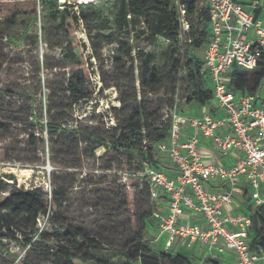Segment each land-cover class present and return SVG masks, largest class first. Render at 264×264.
<instances>
[{"label": "rangeland", "instance_id": "obj_1", "mask_svg": "<svg viewBox=\"0 0 264 264\" xmlns=\"http://www.w3.org/2000/svg\"><path fill=\"white\" fill-rule=\"evenodd\" d=\"M45 1L0 0V89L9 91L0 93V121L6 120V127L0 125V176L13 174L17 187L25 189L41 186L51 192L54 183L68 187L65 205L57 209L52 204L50 214L39 220L44 238L65 245L75 239L55 238V228L69 221L92 223L106 208L112 190L124 185L127 206L119 212L130 224L126 239L134 238L150 208L147 195L140 192L143 164L112 148L110 128L143 105L151 124L171 119L174 105L181 104L182 113L191 107L199 112L206 105L188 103L193 90L182 70L170 82L166 40L156 37L152 44L145 39L134 44L131 36L116 28L114 2L87 6V21L68 19L58 28L60 21L50 17ZM106 34H113L116 41L106 43ZM120 42L122 66L117 61ZM67 43L73 47V60L63 55ZM178 48L184 60L203 57L202 50L190 48L187 33L179 36ZM79 69L86 74L90 96L67 108V118L61 120L54 114L61 107L60 90L70 73ZM64 128L88 131L105 144L96 147L78 136L77 144L68 149L63 144ZM152 130L148 126L145 136ZM158 241L154 246L163 250L164 237ZM27 253L28 246L0 245V264H23ZM184 254L193 264H208L199 255ZM29 261L53 264L35 255Z\"/></svg>", "mask_w": 264, "mask_h": 264}, {"label": "trees", "instance_id": "obj_2", "mask_svg": "<svg viewBox=\"0 0 264 264\" xmlns=\"http://www.w3.org/2000/svg\"><path fill=\"white\" fill-rule=\"evenodd\" d=\"M114 3L117 6L114 24L120 32L131 36L134 44L140 43L143 39L152 44L156 37L163 38L169 43L168 78L170 82H175L177 72L183 71L193 90L188 103L196 101L201 105H212V79L203 65V60L195 56L184 60L178 48L182 32L188 34L189 46L193 51L203 50L206 46L210 27L209 11L204 1L184 0L188 30L183 29L175 0H120ZM45 4L50 8V17L54 20L59 19L58 28L64 27L68 19L75 23L80 22V19L83 21L89 19L85 7L80 9L78 17L76 13L67 9H59L57 0H47ZM141 23L144 27H140ZM104 37L106 43L116 41L113 34H106ZM122 48L123 43L120 42L117 50L119 66H122L120 58ZM63 55L72 60L75 58L70 43L64 48ZM228 78V86L235 93L256 94L264 81V50L255 70L247 71L234 64ZM0 93L9 91L0 89ZM60 94L61 107L55 108L54 114L65 120L68 115L67 108L90 96L85 72L81 69L71 72ZM170 104L174 105L173 99H170ZM175 106L177 110L182 108L181 104ZM146 111L147 105H143L111 127V146L128 154L133 163L142 161V169L146 160L151 167L160 169L164 162L157 145L168 137L171 119L151 124ZM0 125L6 127V120H1ZM150 125L153 126V130L146 137L144 131ZM64 133L63 144L68 149L77 144L78 136L96 143V147L105 144L102 138L95 137L88 131L64 128ZM142 179L143 188L140 192L147 195L150 208L148 214L141 217L140 227L134 238L126 239L130 224L123 222L124 216L119 212L127 206L125 198L127 189L123 185L112 190L107 196L106 208L97 214L92 223L78 224L69 221L64 227L55 228L53 233L55 238L64 239L70 236L75 239L65 245L44 238L39 220L41 216L50 214L52 204L57 209L65 205L68 200V187L54 183L51 192L41 186L25 189L22 186L17 187V179L13 174L0 176V245L13 242L28 246L23 264H32L29 261L32 255L53 264H193L182 252L159 250L154 246L153 240L158 223L152 215L153 205L148 184L146 179ZM245 213L252 219L249 228L250 248L253 252L264 255V206L251 205L249 211ZM120 226L124 228L121 230ZM206 262L222 264L219 260L209 258Z\"/></svg>", "mask_w": 264, "mask_h": 264}, {"label": "built area", "instance_id": "obj_3", "mask_svg": "<svg viewBox=\"0 0 264 264\" xmlns=\"http://www.w3.org/2000/svg\"><path fill=\"white\" fill-rule=\"evenodd\" d=\"M115 1L120 0H57V6L79 17L83 7ZM203 1L210 36L202 60L212 79L213 104L199 115L181 113L175 106L169 135L157 145L164 165L157 169L144 162L141 175L158 223L153 242L164 237V251L181 245L220 262L230 253L232 264H264V255L250 248L251 217L230 208L241 179L248 185V203L264 206V101L258 106L254 95L237 94L228 86L234 64L247 71L257 68L264 50V25L236 0ZM175 4L183 29L188 30L184 0ZM213 110L221 116L214 117ZM189 127L193 133L183 141L182 130ZM201 138L210 140L221 156L232 149L240 155L228 167L218 161L206 163ZM194 217L203 222L193 223Z\"/></svg>", "mask_w": 264, "mask_h": 264}, {"label": "crops", "instance_id": "obj_4", "mask_svg": "<svg viewBox=\"0 0 264 264\" xmlns=\"http://www.w3.org/2000/svg\"><path fill=\"white\" fill-rule=\"evenodd\" d=\"M236 1L242 3L248 11L254 14L255 19L260 21V23L264 25V0H236ZM255 3L256 5L254 6L253 4ZM202 51L204 52V50ZM254 99H255V104L258 106H260L261 102L264 101V85L263 84L261 88L259 89V91L256 94H254ZM178 111L181 112V109H179ZM205 111H206L205 107L202 108V111H199V112L196 111L194 107H191L189 110H184L183 113L188 114V115H199V114H204ZM211 113L214 117L221 116V113L219 111L213 110ZM192 133H193V129L191 127L184 128L182 130L181 139L183 141L186 140L190 135H192ZM201 142H202V149H203L202 152L204 154V161L206 163L218 161L224 166L228 167L234 164L238 158V155H240L237 149H232L228 152L227 155L221 156L217 153L213 143L210 140L201 138ZM249 206L251 205L248 203V185L245 183L243 179H241L239 185L236 187V191L233 196V201H232L230 208L233 213H245V211L246 212L249 211ZM192 222L202 223L203 220L200 217H194L192 218ZM158 242H154L153 244L157 247ZM172 251L182 252V253H191L193 254V256L199 255L196 253V251L193 248L188 249L181 245L174 246L172 248ZM199 256H201L203 262H206L207 260L206 255H203V256L199 255ZM233 260L234 258L230 253L224 255L221 258L222 264H232Z\"/></svg>", "mask_w": 264, "mask_h": 264}]
</instances>
